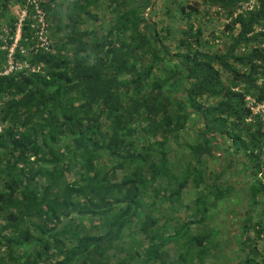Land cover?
<instances>
[{"label": "trees", "instance_id": "16d2710c", "mask_svg": "<svg viewBox=\"0 0 264 264\" xmlns=\"http://www.w3.org/2000/svg\"><path fill=\"white\" fill-rule=\"evenodd\" d=\"M248 1L39 0L43 73L0 76V264L231 260L227 220L264 207L263 124L245 102L264 99V0L234 16ZM24 6L0 0V27ZM217 10L206 39L198 22ZM250 211L236 258L264 264Z\"/></svg>", "mask_w": 264, "mask_h": 264}, {"label": "built area", "instance_id": "2783aa9c", "mask_svg": "<svg viewBox=\"0 0 264 264\" xmlns=\"http://www.w3.org/2000/svg\"><path fill=\"white\" fill-rule=\"evenodd\" d=\"M258 0H249L241 5L234 16L248 14L259 6ZM29 10V12H28ZM219 16L226 18L220 11ZM30 13V14H29ZM29 20V38L23 39L24 24ZM227 21V19H225ZM253 34L264 36V26H258ZM23 42V44H22ZM215 43H219L218 40ZM256 50L264 53V40L253 46ZM52 52V40L47 26L46 13L39 5V0H25V6L15 9V23L13 27L2 25L0 27V53L5 57L0 68L1 77H10L14 74L23 73L27 75L42 74V67L31 61L34 54L48 55ZM245 52V49H242ZM259 85L264 94V75L259 80ZM246 107L253 117L260 118L264 131V99L257 102L255 98L245 99ZM0 127V131H1Z\"/></svg>", "mask_w": 264, "mask_h": 264}, {"label": "rangeland", "instance_id": "374dc122", "mask_svg": "<svg viewBox=\"0 0 264 264\" xmlns=\"http://www.w3.org/2000/svg\"><path fill=\"white\" fill-rule=\"evenodd\" d=\"M63 4L65 3H68L70 0H60ZM160 4H161V1L157 3V6L155 7L156 10H159L160 9ZM103 12L100 14V17L103 16ZM15 17V10H12L11 12H9V14H7L5 16V19L3 20V23H8V21L11 19V18H14ZM103 20V19H102ZM106 21V20H105ZM224 23H226V20L225 18H222L220 17L219 19L214 17V16H209L208 18L206 19H200V21L198 22V25L202 26L203 29H204V38H209V34L214 32L215 34H218L221 36V33L223 32V27H224ZM88 28L91 29V30H94L96 35L100 36L102 34L105 33V31L107 30V24L103 21L101 22H98V23H91L88 25ZM223 38V37H222ZM216 49H222V45H217L215 46ZM263 160H264V157H263ZM220 164V163H219ZM240 169V168H239ZM234 178H235V181L237 183V185L239 186H249V184L251 183V178L248 174H245V173H242L240 170H236L235 171V175H234ZM189 194H184L183 196L184 197H188ZM247 204V203H244V205ZM255 210H251L250 211V207H249V210L245 209L243 210V214L242 216H236L232 219H229L227 220L229 222V229L231 230L232 232V236L234 235L233 233H236L234 236L235 238L238 237L237 235L238 234V231L236 230V228H240V230L242 231L243 230V223H244V220L245 217L247 216L246 214L250 211V222H257L258 220L260 222L263 223L264 225V216L260 214V212L262 210H264V207L263 206H259V207H255L253 208ZM234 228V229H233ZM249 235H251L252 237V233H250ZM222 238H220L219 236L217 238H215V241H216V244L218 242H222ZM218 256V255H217ZM219 260L222 261V257L218 256ZM221 258V259H220ZM224 261V260H223ZM216 264V263H215ZM217 264H223L221 262L217 263Z\"/></svg>", "mask_w": 264, "mask_h": 264}, {"label": "crops", "instance_id": "0c3cea01", "mask_svg": "<svg viewBox=\"0 0 264 264\" xmlns=\"http://www.w3.org/2000/svg\"><path fill=\"white\" fill-rule=\"evenodd\" d=\"M227 228L229 229V222L228 221H227ZM236 230L238 231V234H240V232H239L240 228H236ZM233 234L235 235L236 233H233ZM234 235L232 236V232L230 230L229 236H230V238H232L233 245H232L231 248H229L227 250V255L230 256V259L231 260L230 261H223V260L221 261L218 258L214 257L211 260H208V262L206 264H215V263L217 264L219 262H221L223 264H238L241 261V259H237L236 258L239 255V252H238V249H239L238 248L239 237H236L235 238ZM260 250L263 251L264 249L261 247ZM247 253L248 252L246 251L244 254L246 255ZM195 264H197V263H195Z\"/></svg>", "mask_w": 264, "mask_h": 264}]
</instances>
